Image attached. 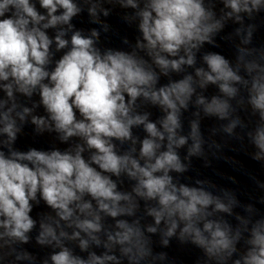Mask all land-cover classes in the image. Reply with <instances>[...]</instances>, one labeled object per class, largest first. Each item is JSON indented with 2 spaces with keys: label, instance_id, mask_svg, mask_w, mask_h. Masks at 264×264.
Returning <instances> with one entry per match:
<instances>
[{
  "label": "clouds",
  "instance_id": "1",
  "mask_svg": "<svg viewBox=\"0 0 264 264\" xmlns=\"http://www.w3.org/2000/svg\"><path fill=\"white\" fill-rule=\"evenodd\" d=\"M115 2L135 10L125 19L139 21L141 38L130 52L101 51L96 46V29L90 35L73 30L71 20L81 12L74 0H38L44 14L37 9L36 0H0V91L6 96L0 99V136L6 137L0 140V262L34 261L17 245L29 242L37 223L30 213L41 200L54 215L41 218L36 242L58 249L43 264L49 260L51 264H121L110 254L117 247L128 264H141L149 257L163 260L164 253L152 255L150 238L139 219L119 218L134 217L139 198L154 220L146 232L159 230L163 245L177 236L182 243L202 249L216 264L230 260L231 264H264V218L253 221L237 215L239 226L233 230L223 218H213L215 213L232 215L238 202L230 192L224 191L221 198L205 190L203 181L196 182L201 186H188L171 175L187 171L177 152L188 143V137L179 134L181 110L189 107L197 87L208 85H216L222 95L207 99L199 94L194 103L205 115L220 120L229 119L235 111L230 101L240 92L237 85L246 89V103L259 115L254 131L247 133L258 149L253 159L264 160V63L260 62L264 52L258 60H248L255 49L239 48L235 68L223 55L208 52L202 56L206 68L196 67L195 78L187 74L157 87L161 75L195 66L197 52L205 43H214L225 20L241 22V13L251 17L264 9V0H222L229 11L222 10L220 18L213 11L215 0H207V6L206 0ZM98 7L93 4L88 9L93 22H99ZM48 29H57L54 38ZM69 32L70 39H66ZM251 35L249 26L243 43H249ZM53 43L56 52L66 50L59 59H54ZM241 67L249 78L239 74ZM17 94L28 99L38 94L39 104L22 106ZM140 98L165 113L159 127L149 120V113L137 111ZM244 103L243 98L238 101ZM41 105L47 115H32ZM28 116L38 133L55 131L61 142L77 138L82 143L64 151L17 150L13 145ZM240 124L238 117L231 119L224 131L231 135ZM139 126L147 134L142 140L132 132ZM189 135L193 143L188 156L201 155L198 120L191 122ZM116 141L121 146L130 142V147L121 154ZM137 142L138 156L134 155ZM122 175L135 182L131 192L118 190L113 177ZM246 211L255 210L249 205ZM104 217L113 218L114 227L105 228ZM66 229H72L71 233ZM101 232L106 241L102 242ZM241 239L246 248L233 259ZM65 241L78 242L80 251L88 252L87 258L76 254ZM102 243L106 249L102 255L88 251L91 245Z\"/></svg>",
  "mask_w": 264,
  "mask_h": 264
}]
</instances>
